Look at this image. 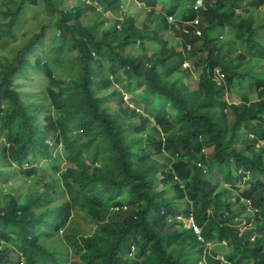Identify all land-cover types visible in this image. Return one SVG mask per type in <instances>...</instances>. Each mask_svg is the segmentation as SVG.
I'll return each instance as SVG.
<instances>
[{
	"label": "trees",
	"instance_id": "obj_1",
	"mask_svg": "<svg viewBox=\"0 0 264 264\" xmlns=\"http://www.w3.org/2000/svg\"><path fill=\"white\" fill-rule=\"evenodd\" d=\"M127 1L0 0V264H264V0Z\"/></svg>",
	"mask_w": 264,
	"mask_h": 264
},
{
	"label": "rangeland",
	"instance_id": "obj_2",
	"mask_svg": "<svg viewBox=\"0 0 264 264\" xmlns=\"http://www.w3.org/2000/svg\"><path fill=\"white\" fill-rule=\"evenodd\" d=\"M201 2H202V0H201ZM138 6H140V8L141 7H147L149 9V3L146 0H128L127 4H125V8L127 9V11H131V12H133L136 9V7H138ZM155 8L157 9V12L163 10V6L160 3H157ZM103 14H104V16H107L109 20H111L113 22L115 19H119L121 21V18H118L117 15H115L112 12V9L105 10L103 12ZM31 17H32L31 15H27L28 20H30ZM172 19H174V18L171 16V20ZM138 20L141 21V18H139ZM22 30L23 31H29V23L28 22L26 24H24V26L22 27ZM187 61H185L183 65H186V66L188 65V67H192L193 61H191V60H187ZM55 69H57V68H55ZM197 71H198V68L196 66V69H194V73L191 77L192 79L196 77ZM30 77H31V75H30ZM36 77H37V74H35L31 78L33 80H35ZM110 78L114 82V85H116L115 87H119L118 82H117V80L119 78V74L110 76ZM24 81L25 80H23L21 78L18 81V87L20 88V90L23 93H24V88H27L26 90H28L30 93L36 92V90H40V86L42 85L41 83H43L42 79H39L37 82H34V83H32L29 78H26V82H24ZM186 82L190 83L193 87L195 86V84L193 82H191L190 80H186ZM24 83H26V84H24ZM135 89H136L135 93L131 94V93H128L125 90H123V87H122L121 92L124 95V101L122 102L121 107H126L127 105H130L132 108H136V109L138 108V111L144 112L143 103H141L139 105L137 104V101L140 100V96H139L140 89L139 88H135ZM22 96H24V95H22ZM119 104H120L119 102H117L113 99L110 100V105L113 108L118 107ZM9 181H11V180H9ZM226 185H228V184H226ZM4 190H5V187H3V191ZM80 214H83V213L81 212ZM75 220L76 221L74 222V224L78 225L79 227H81L83 229L86 228L87 230H89L93 227L92 222L85 217L77 216V218H75ZM184 221H185V224L190 225V219L189 218H184ZM243 223H244V221L241 222V224H243ZM1 242H2V240H1ZM122 257H124L123 254H122Z\"/></svg>",
	"mask_w": 264,
	"mask_h": 264
},
{
	"label": "bare ground",
	"instance_id": "obj_3",
	"mask_svg": "<svg viewBox=\"0 0 264 264\" xmlns=\"http://www.w3.org/2000/svg\"><path fill=\"white\" fill-rule=\"evenodd\" d=\"M198 165H201V163H198ZM244 200V199H243ZM246 202L249 204L250 203V201L249 200H246ZM119 209H127V205L125 204V203H122V205H119L118 203H112L111 205H110V212H112V211H116V210H119ZM250 209V211H252V212H254L255 210H257V209H252V207H250L249 208ZM186 218H189L190 219V225H187V224H185L186 226H188V227H192L193 228V230L197 233V234H200V230H201V227L200 226H198L195 222H194V220H193V218L192 217H186ZM183 221H184V218H183ZM184 223H185V221H184ZM246 223H248L247 221H244V223L243 224H241V225H246Z\"/></svg>",
	"mask_w": 264,
	"mask_h": 264
},
{
	"label": "clouds",
	"instance_id": "obj_4",
	"mask_svg": "<svg viewBox=\"0 0 264 264\" xmlns=\"http://www.w3.org/2000/svg\"><path fill=\"white\" fill-rule=\"evenodd\" d=\"M197 2L200 3L199 0H197ZM169 20L171 21V16L169 17ZM137 110H138V108H137ZM20 264H23V262L20 263ZM24 264H25V263H24Z\"/></svg>",
	"mask_w": 264,
	"mask_h": 264
},
{
	"label": "built area",
	"instance_id": "obj_5",
	"mask_svg": "<svg viewBox=\"0 0 264 264\" xmlns=\"http://www.w3.org/2000/svg\"><path fill=\"white\" fill-rule=\"evenodd\" d=\"M199 2H201V0H199Z\"/></svg>",
	"mask_w": 264,
	"mask_h": 264
}]
</instances>
